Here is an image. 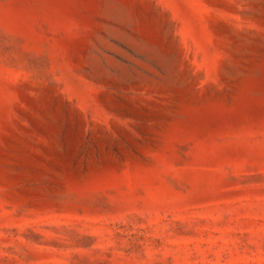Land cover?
<instances>
[{
  "label": "rangeland",
  "instance_id": "374dc122",
  "mask_svg": "<svg viewBox=\"0 0 264 264\" xmlns=\"http://www.w3.org/2000/svg\"><path fill=\"white\" fill-rule=\"evenodd\" d=\"M0 264H264V0H0Z\"/></svg>",
  "mask_w": 264,
  "mask_h": 264
}]
</instances>
